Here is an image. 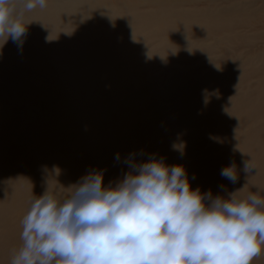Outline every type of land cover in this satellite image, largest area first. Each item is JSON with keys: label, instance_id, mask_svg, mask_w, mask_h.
<instances>
[{"label": "rangeland", "instance_id": "374dc122", "mask_svg": "<svg viewBox=\"0 0 264 264\" xmlns=\"http://www.w3.org/2000/svg\"><path fill=\"white\" fill-rule=\"evenodd\" d=\"M84 1L86 10L90 0ZM189 1L178 8L193 22L169 17L178 35L142 29L93 68L89 59H72L90 51L68 45L81 33L68 26L59 40L25 48L30 62L0 49V264H11L22 245V220L34 197L49 187L66 197L93 171L103 173L105 186L117 182L130 155L183 166L192 189L202 193L264 196V0ZM38 10L25 14L24 23ZM71 12L105 18L97 9ZM39 50L44 54L34 56ZM73 80L77 88L70 89ZM93 99L101 102L96 112ZM81 103L85 109L76 114ZM250 161L256 169L247 174ZM230 165L239 175L236 184L221 176ZM253 264H264V255Z\"/></svg>", "mask_w": 264, "mask_h": 264}, {"label": "clouds", "instance_id": "9594fccd", "mask_svg": "<svg viewBox=\"0 0 264 264\" xmlns=\"http://www.w3.org/2000/svg\"><path fill=\"white\" fill-rule=\"evenodd\" d=\"M46 7L47 0H0V39L22 46L25 14ZM124 163L123 178L107 186L93 171L66 197L50 187L34 197L11 264H253L264 255L259 191L213 196L193 190L181 165L134 155ZM254 169L245 162V173ZM221 176L239 180L234 165Z\"/></svg>", "mask_w": 264, "mask_h": 264}, {"label": "bare ground", "instance_id": "6f19581e", "mask_svg": "<svg viewBox=\"0 0 264 264\" xmlns=\"http://www.w3.org/2000/svg\"><path fill=\"white\" fill-rule=\"evenodd\" d=\"M182 1L184 0H131L129 2L124 0H109L108 3H98L97 0H90V8L88 9L92 11L97 9L101 14L105 15V18L99 21L95 20L93 17H88V19H86L84 15L77 16V14L71 12V10L77 11L78 9L81 10L82 13L87 11L88 9L85 10L87 6L84 0H70L65 4L63 2L50 4L44 9L39 8L37 15L34 16L33 22L25 23L27 24V31L24 37H22V46H18L11 38H9L6 43H4V39H0V49H6L10 54V59H23L30 62L32 61V56H25L23 50H27L31 45L34 46V42L40 44L49 43L48 40L52 41L50 37H54L53 39L55 41L59 40L56 38L58 37L57 35L68 26L70 31L80 30L79 32H81L75 44L70 43L68 45H72V47H85L90 51L86 56L73 54L72 59L76 62L89 59L90 64H93V68L96 65L95 63L101 60L100 58L105 57L107 51L115 50L121 52L122 49H125L128 41H131L130 37L138 35L142 29L146 31L152 30L154 32H161L166 29L172 31L170 34L173 37L174 35H178L181 30L176 24L170 23L171 20H169V17L178 16L180 19L185 17L187 22L194 21V17L191 13H187L186 15L179 11L178 6L180 7L182 5V7H184L186 4L187 7L191 6L189 0L184 5L180 4ZM51 10L55 12V14H53ZM203 12L208 11L204 9ZM89 13L90 12H88V14ZM99 31L103 32L98 33ZM124 31H128L129 35L123 37L121 34L124 33ZM101 50L105 51V53L101 52ZM43 54L41 50L33 53V55L37 57ZM121 57V54L114 55L111 57V60L115 63L117 60H120ZM47 64H50V61H48ZM34 71L35 73L37 72L36 70ZM42 71L44 72V70ZM44 79L42 78V81ZM12 82H14V80L9 81V83ZM94 85L95 83H92L90 88L92 89ZM74 87L77 88L76 80H73L69 85L70 89ZM37 89L40 88L37 87ZM8 92H11V90H8L7 93ZM137 95L139 96V94ZM89 99L88 97L87 103ZM87 103H83L84 106H86ZM90 104L92 112H96L101 106L99 99H93ZM84 106L82 103L78 105L76 108L78 111H75V113L82 112L85 109ZM92 112L90 111V114ZM53 147H57V145L53 144ZM11 240V235L9 233L5 234V241ZM2 249L3 247L0 245V250Z\"/></svg>", "mask_w": 264, "mask_h": 264}]
</instances>
